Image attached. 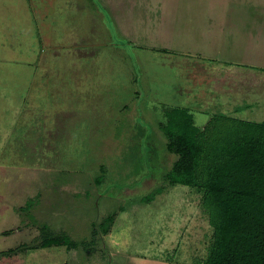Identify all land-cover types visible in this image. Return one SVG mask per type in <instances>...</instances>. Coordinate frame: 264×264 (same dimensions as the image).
<instances>
[{"label":"rangeland","instance_id":"1","mask_svg":"<svg viewBox=\"0 0 264 264\" xmlns=\"http://www.w3.org/2000/svg\"><path fill=\"white\" fill-rule=\"evenodd\" d=\"M242 2L0 0V264L207 256L201 192L162 178L176 156L160 124L185 107L202 128L213 83L240 88L246 72L247 87L248 68L215 64L256 63V4ZM255 102L256 116L230 113L264 120V69ZM46 233L73 245L41 248Z\"/></svg>","mask_w":264,"mask_h":264},{"label":"trees","instance_id":"2","mask_svg":"<svg viewBox=\"0 0 264 264\" xmlns=\"http://www.w3.org/2000/svg\"><path fill=\"white\" fill-rule=\"evenodd\" d=\"M163 115L165 150L176 159L162 178L201 192L212 230L198 264H264V120L235 118L229 111L212 114L199 128L188 108L167 107ZM106 219L103 233L112 216ZM60 244L73 245L65 235L46 233L39 246Z\"/></svg>","mask_w":264,"mask_h":264},{"label":"crops","instance_id":"3","mask_svg":"<svg viewBox=\"0 0 264 264\" xmlns=\"http://www.w3.org/2000/svg\"><path fill=\"white\" fill-rule=\"evenodd\" d=\"M242 2V3H253L256 4V63H264L263 60H258V52H264V0H236L237 3ZM256 63L248 64V63H215L222 65L227 68L236 66L240 68H248L249 71L247 72L248 74H251L252 78L250 81L246 84L247 87H244L245 80L246 78L244 75H246V72L238 73L241 77L237 80L240 88L237 85L229 87L227 85L226 88L223 86L220 87V84L218 83H213V99L211 100L209 106L213 110L218 111L219 113H229V111H233L234 114L236 115H241V116H256V107L254 103L255 102V97H256V69H264V65H256ZM209 64V63H208ZM213 64V63H210ZM195 73L193 74V76ZM195 77V76H194ZM255 78V80H254ZM243 85V86H241ZM245 88V89H244ZM246 91V93H245ZM248 92H252V97H250ZM208 90L206 89L201 90L200 94H204L207 96ZM216 92V93H215ZM249 95V96H248ZM207 97L204 99L206 100ZM246 100H253L254 103L246 102ZM207 101V100H206ZM246 102V103H245ZM214 104V107H213ZM252 105V106H251ZM206 108V107H204ZM206 258V257H205ZM205 258L203 260H205ZM201 261H195L194 263L191 264H198ZM187 264V263H186Z\"/></svg>","mask_w":264,"mask_h":264}]
</instances>
